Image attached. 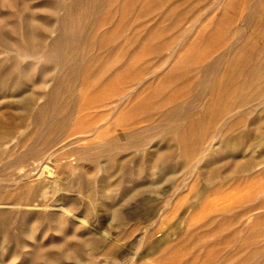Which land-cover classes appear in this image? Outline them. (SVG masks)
<instances>
[{
	"label": "rangeland",
	"instance_id": "rangeland-1",
	"mask_svg": "<svg viewBox=\"0 0 264 264\" xmlns=\"http://www.w3.org/2000/svg\"><path fill=\"white\" fill-rule=\"evenodd\" d=\"M40 1L41 0H27L31 5L37 4ZM127 1L128 0H101V10L99 9V11H97L98 14L96 13L95 17L93 16V18H91H96L92 20V23L96 22L97 25L88 23L86 29L89 31L88 35L90 36L86 40L87 43L81 41V44H78L79 46L77 47L79 51L77 50V54L78 52L79 54L82 52L84 53V51L87 52L85 54L90 52L91 64L95 69L100 67L104 70V67L107 68L119 64L126 65L125 67L131 66L129 68L135 66V68L138 67L137 69H139L140 67L142 72L140 69H134L136 71L135 77L137 78L135 84L130 82V78L133 77V75L129 76V74H132V70L125 71L126 73L124 72L121 74L118 80H116L117 82L115 81L116 83L113 82L112 85H108L106 90H104L105 88H101L104 91L99 89L100 91H98L100 94L96 90L92 93L94 96L91 94L92 96L89 97L95 98V95H97V98L100 96L104 98L118 93L119 91H121V94L122 91L124 95L127 94L123 101L121 114H117L121 118H119V121L122 122L124 126L122 129L118 127L115 130V134H118L120 138L122 137L119 144H125L126 140L123 138V134L127 132L126 130H128L130 126L127 124L133 123L131 126L136 128V137L143 139L144 142L136 149L132 148L120 153L118 159L114 161L115 164L111 163L109 165L107 162L102 161L101 158L97 159L96 163L89 159L84 160L81 156L82 152L87 150V153L90 155L98 152L101 148L100 142L103 136L100 135L96 138V134L92 131L88 132L89 134L77 132H79L80 129L84 130L87 128V125L90 123L93 124L92 121L94 119L96 123L92 125L93 128L108 118V120H110L107 125L108 132H114L112 120L118 117L116 114H111L108 110L114 103H109L110 105L108 104L107 108L102 105L99 106L100 104L92 105V103L90 104L89 102L83 107L77 118H73L72 121H69L71 124L68 123L67 129L63 135V141L67 140L68 144L66 143V145L63 146V141H61L58 144L59 146L56 145L54 148L48 149L50 152L52 149H57V147L59 148L62 146L59 152H56L57 161L49 157V154L46 156L47 153H49L48 151L44 153L46 155L42 154L43 157L42 155L39 156L36 162L29 160L26 164L27 169L31 170L29 181L26 180L27 183L26 181H23L24 183L18 182L15 186L14 181H18L15 178L18 174L17 164L10 167V169L8 168V170L5 169L6 171L1 169L2 165L4 161L7 160L6 156L14 154L11 155V157H14L25 150V134L29 130L33 132L35 128H32L28 118H25L20 125L18 124L19 121L16 120L17 118L13 119L11 136L15 137L16 140L11 139L10 143L8 142L0 146L2 152L6 150L5 153H3L4 156H0V183L11 187L13 185L15 189L10 187L11 191L7 192V194H2V196L4 195L3 197L5 198L10 197V195L18 196L21 194V189L25 184L33 186L37 180H44L45 188L42 196L38 195L36 200L26 207L0 204V211L12 212V215L8 218L4 227L5 230H3V226L0 225V264H46L43 260L32 258L33 250L38 248L43 249V252L54 259L58 264H264V163H261L247 172L232 176L229 179L223 178L227 173V166L224 164V161L231 158L235 159L234 162L236 160L240 162L248 155L250 157L251 155L256 156L259 153H264V146L260 145L259 147L258 145V133H251L249 136H245L248 130L250 131L251 129L249 125L253 118L261 117L264 119V106L260 100L250 102V104L241 107L243 110L238 108L235 111L237 117H239V119L241 117L242 120L240 119L241 125L232 129V134L245 137V143L243 142L244 148L241 151L236 150L231 152V154L224 155L222 159L223 162L219 161L213 164L214 162L205 159L207 154L212 153L214 150H219V147L217 148L216 145L217 139H213H215V133L219 128L220 122H218V124L215 123L216 125L214 123L210 125L211 128L207 130L206 136L203 139L204 143L202 142V145L200 144L201 146H198L197 152L199 154L196 153L191 156L189 166L183 169L179 168L176 170L177 172L175 171L173 174L163 168L160 169V172L158 170L157 172L156 166H153L151 163L153 159L151 156L155 150H161L162 148L175 149L176 153L178 150L175 145L171 142H167V144L165 143L166 141L161 138L155 142V138H153L155 130H144L148 127L151 120L157 118V113L155 111L152 112V110L155 108L160 111L162 109L164 110L165 107L167 108V106H169L171 101L176 102L175 99L178 98L181 100L183 98L180 92L182 93L186 81L183 82L179 80V78L183 76V72H187V68L197 61L206 62L224 51L232 41L233 30L236 28L239 29L240 24V29H243L242 23L239 21L242 14L241 5L239 6V3L243 1L248 4L250 1L252 3V0H237L238 3H235V0H157V2L153 0L152 3H157L155 5L156 8H152L154 6V4L151 3L152 0H139L140 3L138 0L137 2L136 0ZM131 1L132 3H130ZM232 2L234 3L232 4ZM224 3L226 7H224ZM153 9H155V11L152 12ZM4 12H6V10L0 9V13ZM209 24L212 25L210 26ZM227 24L230 25L229 28ZM89 28L92 33H90ZM220 29H223L225 32ZM134 33H138L137 35L140 34L139 37L137 36L136 39H134L136 36ZM204 34L205 36L209 35L208 38L210 37V40L207 37L206 39ZM228 34L230 36H228ZM244 34L249 35L250 31L245 29ZM202 35L204 40L201 39L203 38ZM132 36H134V38ZM223 38L228 41H225ZM133 39L134 41L138 39V42H134ZM147 39L149 40L147 41ZM221 39L223 43L219 41ZM93 43H95V45ZM132 45L135 46L133 47ZM255 45L261 47L263 44L256 41ZM130 46L133 49H131ZM81 49L84 50L81 52ZM129 49H131V52ZM155 52L156 55L154 54ZM91 53L93 54L92 56ZM125 56L126 58L127 56L129 57L125 60ZM25 61L26 64H31V66H24V69L29 71L31 77L35 79L39 73L38 67L35 66V62L32 58H26ZM121 61L122 63H120ZM128 61L130 63H127ZM32 62H34V64ZM43 64L45 66L49 65L46 62H43ZM173 67H175L174 69H176V71L179 70V72H182L179 73L174 70V73L170 74ZM101 69H97L96 71H102ZM177 73L179 74L177 75ZM83 74L81 72L83 76H85L87 72H83ZM168 78L169 80L167 81ZM138 80L141 82H138ZM260 86L264 88V81L260 83ZM133 90L137 91L134 92ZM3 95L4 96L0 100V112L3 114V108L6 107L8 110H14L15 117H18L17 115L19 112L16 109L21 105L20 101L17 100L20 94L17 91H5ZM149 95L153 97L150 98ZM147 96L150 100L148 102V99H145ZM161 99L163 101H161ZM154 100H158L159 102H155ZM164 100H167V102H164ZM151 103H155L156 105L154 104L153 106ZM160 104L163 105L160 106ZM133 107L134 109L131 110ZM245 108L246 110L250 108V111H255L245 116ZM241 112L242 114H240ZM223 120L224 118L222 119V123L225 124L226 121ZM73 125L79 126L77 130L74 129L76 132L69 128ZM260 129L264 131V125L261 126ZM195 132L191 134L192 139L197 138L198 131L195 130ZM76 136L79 138L77 141L74 140ZM84 136L89 137L82 140ZM86 139L91 140V145L86 144ZM23 141L24 143H22ZM73 141H75V143H73ZM205 142L207 143L205 144ZM21 143L23 151L19 146ZM254 147H256L257 152L255 151V154H252L251 151ZM7 150L9 153H7ZM10 150L11 152L13 151V153H10ZM69 155H72V158L70 157L72 164L70 159L68 160ZM175 160L177 161L176 154ZM147 161H149V163ZM234 162H232V164ZM123 163L125 166H128L132 175L129 174L130 177L128 176L127 179L120 180L119 173L122 166H124ZM103 166L107 171L103 170ZM108 166L112 168L108 170ZM141 167L143 168L141 169ZM213 167L217 171V175L214 177L213 181L207 182L202 178L201 170L206 169L210 171V168L213 169ZM95 168H98L97 171ZM146 168L148 173L145 172ZM162 169L163 171H161ZM94 171H96V173ZM105 171L107 175L110 174L112 177L107 178V175L104 173ZM115 171L117 174H114L116 173ZM135 173H137V175L140 173L138 176L140 179H137L138 177ZM186 173H189V176H186ZM1 174H5L6 176L2 177ZM246 174L248 175L246 176ZM169 175H173L174 177H170ZM106 179L109 181H106ZM118 179L119 181H125L123 186L111 188L109 190L107 187L100 188L101 180H104V182L106 181L105 184L108 182L109 184H107L110 185L117 182ZM75 183L78 184L76 185ZM210 183H212V185ZM83 184L84 186H82ZM139 186L144 187L140 188ZM84 187H86V189L83 191L82 189ZM105 189L107 191H105ZM139 189L142 193L138 191L139 193L137 194V190ZM133 191L136 194L132 193ZM260 191H262L263 195ZM84 192H86V194ZM129 193H131V195ZM122 196L125 197L124 201H122ZM106 198H109V201H107L108 199L106 200ZM56 199L58 202H55L57 201ZM73 201H75V205ZM120 201L121 203L118 211L119 214H121L122 222L119 224L115 219V214L118 212H116L115 206L112 204L117 205ZM55 203H57L58 206L52 207ZM40 204L42 205L40 206ZM66 205L67 207L70 205L67 209L69 212L63 213L60 209L64 206L66 210ZM85 206H87L89 212L86 211ZM131 206H133V208ZM154 206H157V208ZM111 207H114V210H112ZM136 207H138V210H140V208L141 210L147 208L145 210L150 211V215L152 216L142 221L129 220L126 218V213H132V211H135L134 209H137ZM153 207L155 208L154 210ZM84 208L85 211L83 212L82 210H84ZM108 210L112 211V214ZM113 211L115 213H113ZM27 213L28 215L31 214L33 217L38 214L59 213L62 217L58 219L54 227L47 223L38 226L37 220L32 218L28 229H26L27 224L25 226L26 221L23 216ZM72 232L74 237H76L71 241L75 243L69 241L68 247L75 249L77 253L80 252L77 254L76 261L64 260V262H62L63 259L59 257L58 251L52 248L51 245L57 243L62 237L68 234L72 235ZM83 239L86 241L85 243ZM78 240H81L82 245H85L81 247ZM150 246L152 249L148 252Z\"/></svg>",
	"mask_w": 264,
	"mask_h": 264
},
{
	"label": "bare ground",
	"instance_id": "bare-ground-1",
	"mask_svg": "<svg viewBox=\"0 0 264 264\" xmlns=\"http://www.w3.org/2000/svg\"><path fill=\"white\" fill-rule=\"evenodd\" d=\"M235 1H236L235 3H238L237 0H235ZM136 2H137V0H136ZM138 2L140 3L139 0H138ZM152 2H153V0L151 1V3ZM154 2H157V0H155ZM100 3H101V0H41L37 4L31 5L27 2V0H0V9L6 10V12L0 13V100L4 96L3 94L5 91H8V92L17 91L20 94V96L18 95L20 99L18 98L17 100H19L20 104H21L20 107L16 109L19 112V114L17 115L18 117H15L16 115L14 114V112H15L14 110L13 111L8 110L6 107L3 108V114H2V112H0V146L5 145L8 142L10 143L11 139H15V137L11 136L12 135L11 130L13 128V125H12L13 119L17 118L16 120L19 121L18 124L20 125V124H22V122L24 121L25 118H28V120H30V122H31L32 128H35L33 132L29 130L25 134L26 135L25 136L26 138L24 139L26 141L25 150L23 151V147H22V143H24V141H23L19 145L22 148L23 152H21V154L14 156V157H11V155H14V154H10V155L6 156L7 160L5 159L6 161H4V163L2 165L1 169L6 171V170H8V168L10 169V167L17 164L16 166H17L18 174H17V177H15V178L18 181L15 182L13 180L15 186L18 184V182L26 181L31 177V174H30L31 170L30 169L28 170L27 166H26V164L28 163L29 160H32L33 162L38 161L39 156H41L44 153H47L46 151H48L49 148H54V146L58 145L61 141L64 140L63 135H64L65 130L67 129L69 121L70 120L72 121L73 118H77V116L80 114L83 107L86 106V104H88L90 102V104L92 103V105L93 104L94 105L100 104L99 106L102 105L104 107H107L109 103H114L113 106H110L109 108L107 107L108 110L111 112V114H116V115L121 114V111L123 109V101L125 100L127 94H125L126 95L125 96L123 94V91H122V94H123L122 95L121 91H119L118 93H115L113 95H110V96L104 97V98L102 96L97 98L96 97L97 95H95V98L89 97V96L93 95L92 94L93 92H95L96 90L98 91L99 89L102 90L104 88H105L104 90H106V87L110 84L112 85L113 82L118 80V78L121 76V74H123L125 71H131L132 70L131 71L132 74L131 73L129 74V76L133 75V77L130 78V82L135 84V81L137 80V78L135 77L136 71L134 69H137L138 67L135 68V66H134L133 68H129L131 66L125 67L126 65L124 66L123 64H119L116 66H109L106 68L102 65L104 67V70H102L99 67L97 69H101L102 71L98 70L99 71L98 72V71H96L97 69L92 67L90 56H89L90 52L88 54H85L87 52L84 51V53H83L82 50H84V49H81L80 51L82 53L80 52L81 54H79V52H78L79 55L77 54V50H78L77 46H79L78 44L79 43L81 44V41L86 42L87 38H89V36H90V35H88L89 31H87L86 28H87L88 23H91V24L94 23V22L92 23V20H95L96 18L95 19H91V18H93V16L95 17V14L97 13V11H99V9L101 10ZM102 3H103V1H102ZM130 3H132V1ZM130 3H129V5H130ZM149 3H150V1H149ZM151 3H150V6H151ZM225 3H224V5H225L224 7H226ZM233 3L234 2H232V4ZM146 4H147V2H146ZM152 4H154V6L152 7V8H154L157 3L156 4L152 3ZM240 5H241L240 8H241L242 14L240 16L239 21L242 23L243 29H240L241 28V26H240L241 24H240L239 29L236 28L235 30H233L232 41L228 44L227 48L224 51L220 52L217 56L215 55L214 57H212L210 60H208L206 62L205 61H203V62L197 61L195 64L190 65L189 68H187L188 69L187 72H183V76H181L179 78V80H181L183 82L186 81V83L184 85L185 87H184L182 93L180 92V95L183 97L181 100H179L177 98L178 101H177V99H175L176 102L171 101L169 106H167V108L165 107L164 110L162 109L160 111V110H157L156 108L154 110H152V112L155 111L157 113V118L155 120H151L149 122L148 127L145 128L144 130H146V129L155 130L154 136H153V138H155V142L161 138L162 140L166 141L165 143L171 142L173 145H175L176 149L178 150V152H176V153H175V149H163L162 148L161 150H155V152H153L152 156L151 155L150 156L153 158L151 160L152 161L151 163L153 164V166L154 165L156 166V168H157L156 171L158 170L160 172V169L163 168V169H167L168 172L173 174L179 168L183 169V168L188 167L191 156L195 155L196 153L199 154L197 152L198 146L200 144L202 145V142H203L204 137L206 136L207 130L211 128L210 125L212 123L218 124V122H220L219 126H218L219 128L216 130V133H215V139L212 138L213 140L217 139L216 145H217V148L219 147V150H214L212 153L207 154V157H205V159L210 160V161L214 162L213 164H215V163H218L219 161H222L224 155L231 154V152L236 151V150L241 151L244 148L243 144L245 143L244 142L245 137H243V136L239 137V136L233 135L232 129L236 126L241 125V121H240L241 117L239 119V117H237V113L235 112L238 108L243 110L241 107H244L247 104H250V102L257 101V100H260V102L264 106V88H262L260 86V83L264 81V1L252 0V3L250 1V3H248V4L244 3L242 1V3H239V6ZM133 6H134V4H133ZM149 7H148V10H149ZM119 10H120V8H119ZM153 11H155V9H153L152 12ZM221 13H222V11H221ZM122 17H123V15H122ZM146 17H148V16H146ZM221 17H222V15H221ZM221 17H219V18H221ZM221 19H223V18H221ZM220 23H219V25H220ZM94 24H96V22ZM209 25L211 26L212 24H209ZM123 26H124V24H123ZM229 26L230 25H228L227 27L229 28ZM222 28H224V27H222ZM144 29H146V28H144ZM245 29L247 31H250L249 35L244 34ZM89 30H90V28H89ZM108 30H110V29H108ZM220 30L223 31V29H220ZM230 30H231V28H230ZM223 32H225V31H223ZM228 32H230V31H228ZM90 33H92L91 30H90ZM180 33H182V32H180ZM135 34H136L135 38H134V36H132L134 39H136V37L137 36L139 37V35H140V34L137 35L138 33H134V35ZM222 34H221V36H222ZM229 34H228V36H230ZM208 36H205V34H204L205 38L206 37L208 38ZM202 37H203V35H202ZM204 37L201 39L204 40ZM134 39H133V41H134ZM138 39L135 41L138 42ZM148 40L149 39H147V41ZM224 40L228 41L227 39H224ZM219 41L222 42V39ZM256 41L262 43L263 45L261 47H259V45L256 46L255 45ZM95 42H96V40H95ZM134 42H133V44H134ZM93 44L95 45V43H93ZM85 46H86V44H85ZM107 48H109V47H107ZM130 48L133 49L131 46H130ZM131 49H129L130 52H131ZM130 52H129V54H130ZM156 52L154 53L155 55H156ZM92 55L93 54L91 53V56ZM111 56H113V55H111ZM152 56H153V54H152ZM128 57L129 56H127V58ZM147 57H149V56H147ZM170 57H172V56H170ZM26 58H28V59L32 58L35 62V66H37L39 69V73L38 74L36 73L37 77L35 79L31 77V73L29 71H26L24 69V66H29V67L31 66V64H26V61H25ZM127 58L125 56V60ZM153 59H155V58H153ZM122 61L120 63H122ZM34 62H32V63L34 64ZM43 62H46L49 65L45 66L43 64ZM127 63H130V62L128 61ZM124 64H126V63H124ZM112 65H115V64H112ZM152 67H154V66H152ZM157 67H158V65H157ZM174 68L175 67H173L171 69L170 74H173L174 70L176 71V69H174ZM128 69H130V70H128ZM139 69H140V67H139ZM139 69H137V70H139ZM36 72H38V71H36ZM81 72H82V74H83V72H87V74H85V76H83L84 74L81 75ZM141 72H142V70H141ZM149 72H150V70H149ZM176 72H179V70H177ZM181 72H179V73H181ZM179 73H177V75ZM125 76H126V74H125ZM143 76H145V75H143ZM171 78H172V76H171ZM168 80H169V78L167 79V81ZM138 82H141V81L138 80ZM127 83L130 84L129 82H127ZM135 87H137V86H135ZM135 87H134V89H135ZM104 90H102V91H104ZM137 90H135V91L133 90V91L136 92ZM160 93H157V94H160ZM99 94H100V92H99ZM149 96H150V98L153 97L151 95H149ZM158 97H161V96H158ZM146 98L148 99L147 102L150 101L148 96L145 97V99ZM165 99H166V97H165ZM157 101H155V102H157ZM161 101H163V100L161 99ZM165 101L167 102V100H164V102ZM104 102H106V103H104ZM151 104H153V103H151ZM154 104H153V106H154ZM161 105H163V104H160V106ZM254 107H256V106H254ZM132 109H134V107L131 108V110ZM151 109H153V108H151ZM249 109H247V110H246V108L244 109V110H246L245 116H246V114H249V113L255 111V110L250 111ZM152 112H148V113H152ZM156 113H155V115H156ZM240 114H242V112ZM241 116H243V115H241ZM113 117H114V115H113ZM119 118H120V116L115 117L112 120V122L114 124V126H113L114 132H111V133L108 132L107 125L110 122V120H108L109 118L104 120L101 124L97 125L95 128H93L92 125H94L96 123V120L94 119L92 121V119H91L93 124L90 123L89 125H87V128H85L84 130L80 129V131L77 132V133H88V132L92 131L93 133L96 134V138L100 135L103 136L102 140L100 142L101 148L99 149L98 152H96L93 155L88 154L87 150L82 152L81 156L84 158V160L89 159L90 161L96 163V160L101 158L102 161L107 162L109 165L111 163L115 164L114 161L118 159V155L120 153H123L124 151L130 150L132 148L136 149L138 146H140V144H142L144 142L143 139L136 137V134H135L136 128L131 126L133 124V123H131V124H127L130 126H129L128 130H126L127 132H125L123 134V138L126 140V143L123 145L119 144V141L122 137L120 138V136L118 134H115V130L118 127H121V129H122V127L124 126V124L119 121ZM223 118L226 121L225 124L222 123ZM69 124H71V123H69ZM214 124H213V126H214ZM263 125H264V119L263 118H261V117L253 118L250 121V125H249V126H251V129L249 127L250 131L248 130V133L245 134V136L247 137L251 133H253V134L258 133V140H259L258 145H259V147H260V145L264 146V131H261V129H260V127ZM77 127H79V126L73 125L72 127H69V128H70V130L74 131V129L77 130ZM76 130L74 132H76ZM78 130H79V128H78ZM195 130L198 131V133H197L198 135H197L196 139H192L191 134H193L192 132H195ZM95 134H93V135H95ZM86 137H89V136H84L82 140H85ZM208 137H209V135H208ZM221 137H223V138H221ZM78 139L79 138L77 136L74 138V140H76V141ZM68 140H71V139H68ZM245 141H247V140H245ZM160 142H161V140H160ZM213 142H211V143H213ZM66 143L68 144L67 140L63 141L62 145L65 146ZM73 143H75V141H73ZM90 143H91V140L86 139V144L91 145ZM206 143L207 142H205V144ZM258 145H257V147H258ZM207 146H211V145H207ZM61 147H59V148L57 147V149H52L50 152L48 151L49 153H47V155L46 154H44V155L48 156V154H49V157L53 158L54 161H57L56 152H59ZM165 147H166V145H165ZM5 151L6 150H3V152H2L0 150V156L1 155L4 156L3 153H5ZM255 151H256V147H254L253 150L251 151L252 154H255ZM7 153H9L8 150H7ZM10 153H13V151L11 152V150H10ZM77 154H78V151H77ZM175 154L177 157V161L175 160ZM262 154H264V153H259L256 156L251 155L250 157L248 155V156L244 157L243 160L240 162H237V160L234 162L235 159H231V158L224 161V164L227 166V173L223 178L229 179L232 176H236L238 174L247 172V171L253 169L254 167L260 165L261 163H264V155H262ZM71 156L72 155L68 156V160L70 159ZM42 157H43V155H42ZM70 161H71V159H70ZM147 162L149 163V161H147ZM232 162H234V163L232 164ZM71 164H72V161H71ZM123 165H124V163H123ZM107 168L109 170L112 167L108 166ZM142 168L143 167H141V169ZM97 169H96V171H97ZM163 169L161 171H163ZM210 169H211L210 171H207L206 169L201 170V176L207 182L213 181L214 177L217 175V171L214 169V167H213V169L212 168H210ZM11 170L13 171L12 168H11ZM103 170H106L105 167ZM96 171H94V172L96 173ZM106 171L104 172L105 174H106ZM141 171H143V170H141ZM135 172H136V169H135ZM138 172H140V171H138ZM145 172H147V168H146ZM168 172H167V174H168ZM95 173H93V174H95ZM147 173H146V176H147ZM196 173H198V172H196ZM114 174H117V172ZM119 174H120V178H119L120 180L121 179H124V180L127 179L129 174L132 175L130 173V170L128 169V166H125V165L122 166ZM135 174L137 177L139 176V174L138 175H137V173H135ZM188 174L186 173V176H189ZM190 174H191V172H190ZM256 174H258V173H256ZM247 175L248 174H246V176ZM3 176H6V175L4 174V175H2V177ZM136 176H135V178H136ZM169 176L171 177L173 175H169ZM7 177H8V175H7ZM111 177L112 176H110V174L107 175V178H111ZM119 179L117 180V182L110 184V185H108L109 184L108 182H107L108 184L107 183L105 184V182L109 181V180L106 179L105 182H104V180H101L100 188L107 187L109 190L111 188L121 187V186H123V183L125 181H119ZM137 179H140V178L138 177ZM31 180H33V179H31ZM4 182H6V181H4ZM26 183H27V181H26ZM75 184L77 185L78 183H75ZM210 184L212 185V183H210ZM82 186H84V184ZM10 187L11 186L3 185L2 183H0V204L6 205V206H24V207H26L29 204H31L32 202H34L38 195L42 196L43 190L45 188V182H44V180H42V181L37 180V182L35 184H33V186H30L29 184H25L21 189L20 195H18V196L10 195V197H8V198L3 197L4 195L2 196V194H4V193L7 194V192L11 191V188L13 187V185L11 188ZM87 187H88V184H87ZM143 187L144 186H141L140 188H143ZM77 188H78V186H77ZM89 188H90V186H89ZM13 189H15V188L13 187ZM84 189H86V187H84L82 190L84 191ZM66 191H68V190H66ZM85 191H87V190H85ZM105 191H107V190L105 189ZM138 191H140V189L137 190V194L139 193ZM260 192L262 194V191H260ZM84 193L86 194V192H84ZM132 193H135V192L133 191ZM103 194H105V193H103ZM129 194L131 195V193H129ZM107 197H110V196H107ZM122 198H123L122 201H124L125 197L122 196ZM106 200L109 201V198H106ZM110 200H111V198H110ZM144 200H146V199H144ZM55 202H58V200ZM74 202L75 201H73V204H74ZM103 203H102V205H103ZM120 203H121V201L118 202L117 205H114L111 203L113 206H115L116 212H118L115 214V219L117 220L116 222H118L119 224L122 222L121 214H119V211H118ZM107 204H110V203H107ZM41 205L42 204H40V206ZM53 205H52V207L58 206L57 203H55ZM66 207H67V205H66ZM69 207H70V205H68V207L65 210V208L63 206V208H61L60 210L63 213H68L69 211H67V209ZM131 207L133 208V206H131ZM154 207L157 208V206H154ZM154 207H153V210L155 209ZM85 208H86V211L89 212L87 210V206H85ZM85 208H84V210H82L83 212L85 211ZM113 208H112V210H114ZM134 208H135V206H134ZM136 208L137 209H134L135 211H132V213L127 212L126 218H128L129 220L131 219V220H136V221H142V220L147 219L149 216H152V215H150V211L145 210L147 208L142 209V210H141V208H140V210H138V207H136ZM52 209H54V208H52ZM110 210H108V211L111 212V214H112V211H110ZM105 211H107V210H105ZM113 213H115V212L113 211ZM11 215H12V212H10V211H3V210L0 211V225L3 226V230H5L4 227L6 225L8 218ZM23 217L25 218V221H26L25 226L27 224L26 229H28V226L30 225L29 223L31 222L32 218H35L37 220L38 226L43 225L44 223H47V224L54 227L56 225V222L58 221V219H60L62 217V215L59 213H48V214H43V215L38 214V215H35V217H33V216H31V214L28 215V213H27ZM31 227H32V225H31ZM36 228H37V226H36ZM48 228H49V226H48ZM0 231H1V229H0ZM29 231H32V230H29ZM75 237H74V234L72 232V235L68 234V235L62 237L60 239V241H58L57 243H54L53 245H51L52 248H55V250L58 251V253H59L58 255H60L59 257H61L63 259L62 262H64V260H70V261H76L77 260V254L80 251L77 253V251L75 249L68 247L69 241H71L72 239H75ZM78 241H79L81 247L83 245H85V244L82 245L81 240H78ZM83 241H84V243L86 242L84 239H83ZM72 243H75V242H72ZM77 245H79V244H77ZM148 249H149L148 250V252H149L152 249L151 246ZM51 250H54V249H51ZM43 251L44 250L40 249V248L33 250L32 258L43 260V261H45L46 264H58L57 262L54 261V259L47 256Z\"/></svg>",
	"mask_w": 264,
	"mask_h": 264
}]
</instances>
